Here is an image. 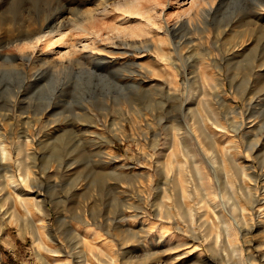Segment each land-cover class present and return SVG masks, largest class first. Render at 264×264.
<instances>
[{"label": "rangeland", "instance_id": "obj_1", "mask_svg": "<svg viewBox=\"0 0 264 264\" xmlns=\"http://www.w3.org/2000/svg\"><path fill=\"white\" fill-rule=\"evenodd\" d=\"M18 1L0 0V9H6L0 15L3 39L31 21L12 14L15 6L32 7V24L45 21L39 0ZM98 1L62 3L84 9ZM108 1V11L84 26L100 28L97 45L117 61L79 57L61 65L55 49L93 38L73 23L55 25L66 32L64 37L53 43L40 40L34 60L0 59V111L9 114L4 113L5 120L0 116L7 155L15 178L30 166L31 174L36 172L30 189L36 188L47 208L34 206V214L28 220L20 216V222L0 212V264H55L46 244L56 242L79 249L82 264H99L107 253L115 255L117 264H146L149 259L140 258L147 245L154 249L153 258L161 259L195 247L182 264H199L190 253L200 250L204 258L209 238L226 264H264V224L251 206L264 204V0H196L194 6L190 0H140L142 15L128 20L148 24L135 36L104 28L128 15L113 4L126 0ZM200 1L206 9H198ZM207 1H215L214 6ZM51 46L56 61L44 63L43 51ZM8 47L16 51L12 44ZM176 122L183 134L175 133ZM26 136L32 139L18 154L16 142ZM182 159L191 175L185 195ZM226 164L235 171L234 188L225 185ZM167 174L171 188L164 182ZM238 202L246 207V220ZM189 206L193 227L187 225ZM157 234H164L163 239ZM177 242L181 245L175 247Z\"/></svg>", "mask_w": 264, "mask_h": 264}, {"label": "bare ground", "instance_id": "obj_2", "mask_svg": "<svg viewBox=\"0 0 264 264\" xmlns=\"http://www.w3.org/2000/svg\"><path fill=\"white\" fill-rule=\"evenodd\" d=\"M17 1V0H16ZM20 1V0H19ZM18 1V2H19ZM26 1H29V4H34V2L38 1V0H26ZM42 4H43V7H41V14L43 15L45 21H43V23H39L37 25L36 24H32V19L35 18V14L32 10V7H27V8H24V7H16L13 8V9H10V11L12 12V14L16 15L18 18H21V19H31V21L29 23H27L28 28L26 27H17V32L14 33L13 36L9 37V38H6V39H3L2 36H0V59L2 61H10L14 63V60L15 59H30V60H34L33 58V53H34V50L36 49V46L37 43L40 41V40H43V41H46V42H51L53 43L55 40H59V39H62V36L64 37L65 33L66 32H62V31H58V28H62L63 26H65L66 24L68 23H73L74 24V27L75 28H80L81 30H84L86 31L87 34H89L91 36V33L93 34V38L92 39H89V40H86L88 39L87 38H83V39H79L78 42H71V43H68L67 45H65L63 48L64 49H55L54 46H51V47H48V50H45L43 51V55L41 57V60L44 62V63H47L48 61H56V58H51L53 57V53L52 51L55 49V51L58 52V54H60V57L57 59L58 62L61 64V65H66L68 64L72 59H75V58H78L79 57H85V58H89L91 60H97V59H100V60H105L106 62H112V61H117V56H109V55H103V50L102 48L104 49V47H99L97 45V41L100 40L99 39V36H98V33H99V27L97 28H93V29H89L87 28L86 26H84V23L87 21V22H90V23H93L94 20L98 18V16H103L107 11H108V6L109 4L111 3V1H108V0H99L97 4H95V6H89L84 9H74V8H70L68 7L67 5H65L64 3H62V0H39ZM139 1L140 0H126V1H123V2H114V7L115 9H122L124 11H127L128 12V15H127V19L125 17H122L121 20H115V22L113 21V23L111 24H107L105 23L104 24V28L107 27L109 30H111L113 33L114 32H117L119 33V36H120V32H123V34H126V35H131L133 36L134 34H141L143 33L145 30H146V25L148 24H143L141 22H137V23H132L131 19H129L132 15L134 14H140L142 11V9L140 8V5H139ZM196 0H190V4L195 2ZM2 2V1H1ZM5 2V1H4ZM3 2V3H4ZM108 2V3H107ZM197 2V1H196ZM203 2V0H202ZM206 2V1H205ZM209 2L210 6L212 5L213 2H210V1H207ZM7 3V2H6ZM1 4V3H0ZM21 4V3H20ZM19 4V5H20ZM195 3H193V6H194ZM200 4L198 6V9H204L205 6L201 4V1ZM192 5V4H191ZM1 6V5H0ZM111 6V5H110ZM214 6V5H212ZM211 6V7H212ZM113 7V6H112ZM206 9V8H205ZM203 11V10H201ZM6 12V9H0V15H2V13L4 14ZM142 15V13H141ZM4 16V15H3ZM2 16V17H3ZM41 16V15H40ZM1 17V18H2ZM38 18V17H37ZM105 18V17H104ZM183 18V14H180L178 16V18L175 20V23H177L178 21H180L181 19ZM199 18V17H198ZM103 19V18H102ZM120 19V18H119ZM129 19V20H128ZM56 20L55 22H52ZM101 20V19H100ZM22 21V20H21ZM128 21V22H127ZM190 21V19H189ZM178 24V23H177ZM190 24V23H189ZM55 25L58 27L56 29ZM46 27H49L48 29H46ZM160 27V26H159ZM106 28V29H107ZM103 29V28H102ZM149 29V27L147 28ZM62 30V29H61ZM86 34V36H87ZM121 34V35H123ZM107 36H109V40L111 39V41H109L110 43L114 44L113 42L116 41V39L114 40L113 35L112 37L108 34ZM105 36V37H107ZM135 36V35H134ZM92 37V36H91ZM115 37V36H114ZM117 37V36H116ZM128 37V36H127ZM108 38V37H107ZM118 38V37H117ZM106 39V38H105ZM142 40V39H141ZM143 40H146V39H143ZM5 41V42H4ZM113 41V42H112ZM120 43L123 42L125 45L129 42L127 40H123L121 39V41H119ZM142 42V41H141ZM12 44L14 46V48L16 49V51L14 50H8L9 49V45ZM116 44V43H115ZM143 44V43H142ZM107 51V50H106ZM111 51V50H109ZM125 52L128 51V49H124ZM123 51V52H124ZM56 53V52H55ZM163 58V57H161ZM55 59V60H54ZM77 59V60H78ZM74 61V60H73ZM99 61V60H98ZM51 64H54L52 63ZM9 63V62H8ZM4 64V63H3ZM57 64V63H56ZM137 64L139 66H141L142 68L144 67L145 68V65H143L142 63H138ZM16 65V64H14ZM13 65V66H14ZM55 65V64H54ZM56 66V65H55ZM58 66V65H57ZM15 68V67H14ZM147 68V67H146ZM19 70V69H18ZM24 70V69H22ZM25 73V72H24ZM223 87V86H222ZM221 87V88H222ZM220 90V89H219ZM222 90V89H221ZM173 91V90H172ZM223 91V90H222ZM221 91V92H222ZM217 92V91H215ZM214 92V93H215ZM224 92V91H223ZM220 93V92H219ZM218 94V93H217ZM215 96H219V95H216ZM222 97V96H221ZM215 100H218L219 101V98L216 97ZM223 100V98H222ZM1 107V106H0ZM5 113V112H4ZM4 113L2 111H0V116L2 117L3 120H5V115L7 113ZM9 115V114H8ZM6 115V116H8ZM11 117V116H10ZM202 119L206 122V116L204 114L201 115ZM180 121V120H179ZM236 122V121H235ZM241 122V121H240ZM11 123V122H10ZM182 123V122H181ZM9 124V123H8ZM238 124V123H237ZM182 124H180L179 122H176V124L174 125V128H175V133L177 134L181 128L179 129V127L181 126ZM237 126V125H236ZM235 126V127H236ZM242 126V125H241ZM247 127V126H246ZM245 127V128H246ZM6 128L5 125L0 121V212L2 214H7L8 216H13V218L19 222L21 221L20 218L23 217V219L26 217H28L27 215H31V214H34L32 213L33 212V209H34V206L36 207H43V210L44 209H47L45 208L42 203L44 201V198L41 199L39 196H37L38 194V191L36 190V188H31V186L35 185V173L31 174V166L30 167H27L26 170L24 171V174L19 176L20 179H17L15 178L14 176V171H13V166H12V162L9 160L10 155H7V150H6V146L3 142V129ZM237 128V127H236ZM199 131V130H197ZM181 132V131H180ZM182 133V132H181ZM180 133V134H181ZM202 133V131H201ZM47 134V133H46ZM183 134V133H182ZM200 134V133H199ZM51 135V134H50ZM179 135V134H177ZM197 135V133H196ZM203 135L205 137V134L203 132ZM207 135V134H206ZM199 136V135H198ZM198 136L197 139H198ZM207 137V136H206ZM38 138V137H37ZM50 138V137H49ZM48 138V139H49ZM180 140V144L184 145L185 143H183V139L184 137H182V135L179 136ZM182 138V139H181ZM200 138V136H199ZM30 139H32V137H28L26 136V138H18V141L16 142V147H17V153L19 154L22 150H23V144L24 143H30ZM206 139V138H205ZM204 139V140H205ZM209 140V141H208ZM207 141L210 142L211 139H208ZM200 141V139H199ZM202 141L203 139L199 142L201 145H202ZM198 142V141H197ZM206 142V141H205ZM212 142V141H211ZM207 143V142H206ZM10 144V143H9ZM187 144V143H186ZM210 144V143H209ZM206 145V144H205ZM203 145V146H205ZM208 145V144H207ZM29 146V145H27ZM210 146L212 147L213 144L211 143ZM33 147V146H32ZM184 147H186L184 145ZM183 149H187V148H184ZM206 149H208L207 147L208 146H205ZM210 147V149H211ZM29 148V147H28ZM35 149V147H34ZM9 151V150H8ZM30 152V151H29ZM210 152V150H209ZM32 154V153H30ZM29 154V156H30ZM183 154V153H182ZM185 156V155H184ZM216 156V155H215ZM34 157V156H33ZM218 157V156H217ZM215 158V157H214ZM184 159V158H183ZM180 160L179 161V172L182 174V178L180 180V186L183 190V194H187L186 192L188 191L189 192V178L186 174V171L188 172V170L186 169V171L184 170V161ZM217 159V158H216ZM215 159V160H216ZM19 160V159H17ZM185 160V159H184ZM19 163V162H17ZM197 164V163H196ZM243 165V164H242ZM188 168V167H187ZM198 168V167H197ZM245 168V167H244ZM224 169V174H225V179H226V184L228 186V184L234 188L233 184H234V180H233V177H235V171L232 170V167L231 166H228L227 164L224 165L223 167ZM31 170V171H30ZM160 170V169H159ZM172 170V169H171ZM199 170V169H198ZM197 170V172H198ZM191 172V170L189 171ZM193 172V171H192ZM223 172V171H222ZM22 173V172H21ZM20 174V173H19ZM190 174V173H189ZM188 174V175H189ZM194 174V173H193ZM223 174V175H224ZM163 174L160 172V177L162 176ZM200 175V173H199ZM193 176V175H192ZM201 176V175H200ZM39 177V176H38ZM165 177L167 178L164 182L165 184L168 183L167 180L168 178L170 179L171 177L167 174L165 175ZM194 179V182H195V177H193ZM39 179V178H38ZM171 180V179H170ZM192 180V181H193ZM191 181V179H190ZM194 182H193V186H194ZM202 183V182H201ZM228 183V184H227ZM169 185V183H168ZM197 185V184H196ZM170 186V185H169ZM225 186V187H227ZM248 192L250 193V196L253 195L255 196L256 193L252 191L253 189V185L251 184H247V185H244ZM192 187V186H191ZM196 187V186H195ZM244 187V188H245ZM27 188H29V190L31 191V194L28 195V190H26ZM165 190L167 188V185H165L163 187ZM171 188V186H170ZM203 188V187H202ZM204 189V188H203ZM239 189V188H238ZM237 189V191H235L237 193V195L239 194V190ZM246 190V189H245ZM28 193V194H25V193ZM202 192V191H201ZM204 193V192H203ZM206 193V192H205ZM204 193V194H205ZM235 193V194H236ZM171 194V193H170ZM191 194V193H189ZM235 195V196H237ZM209 196V195H208ZM207 197V196H206ZM239 197V196H238ZM208 200H209V197H207ZM206 198V199H207ZM255 198V197H254ZM212 201V199H210ZM240 200V199H238ZM207 200H205L206 202ZM263 201H264V198H263ZM204 202V201H203ZM204 202V205L206 204ZM45 203V202H44ZM210 203V201L208 202L207 201V204ZM202 204V203H201ZM206 204V205H207ZM211 204V203H210ZM213 204V203H212ZM216 204V203H215ZM239 204V207L240 209L243 210V217H244V220H246V216H245V206L241 203V202H238ZM45 205V204H44ZM204 205H201V206H204ZM205 205V206H206ZM216 206V205H215ZM252 208L254 209L253 211L256 212L257 216L261 217V220L259 222L263 223L264 224V219H262V217L264 216V210H262V208H264V204H262L261 206H254V205H251ZM168 208V207H167ZM166 208V210H167ZM206 208V207H204ZM158 209V208H156ZM195 209V208H194ZM159 210H160V207H159ZM192 206H189V219H190V224H187L188 226H192L193 224V218H194V213L192 211ZM21 213H20V212ZM196 211V210H195ZM17 213H20L16 216ZM242 213V212H241ZM15 214V215H14ZM21 216V217H20ZM30 217V216H29ZM31 218V217H30ZM140 219V218H139ZM28 220V218H27ZM195 221V220H194ZM141 226L143 227V225H145V221L142 219L141 221ZM48 223V222H47ZM198 224V223H197ZM196 224V225H197ZM194 226V225H193ZM192 226V227H193ZM140 227V226H139ZM138 227V228H139ZM146 227V226H145ZM199 227V226H198ZM196 227V228H198ZM212 227V226H211ZM144 228V227H143ZM140 229V228H139ZM146 229V228H144ZM191 230V227L188 228ZM195 229V227H194ZM212 229V228H211ZM189 230V231H190ZM218 230V228H217ZM225 233L227 234V236L229 235V231H228V228L227 226L225 227ZM143 231V230H142ZM194 231V230H193ZM196 231V230H195ZM200 231V230H199ZM202 232V231H201ZM200 232V233H201ZM197 233V232H196ZM191 234H194L192 233V230H191ZM157 238L159 240L163 239V236L164 234H157ZM197 235V234H196ZM208 234H205L204 236V243H205V240L207 239V236ZM219 235V231H216V236ZM86 236V235H85ZM156 236V235H155ZM193 236V235H192ZM53 239H56L53 235H52ZM195 237V235H194ZM202 237V236H201ZM206 237V238H205ZM210 237V236H208ZM219 237V236H218ZM196 238V237H195ZM155 239V237H154ZM211 239H212V236H211ZM217 240V238H215ZM82 240H86L84 237H82ZM213 240V239H212ZM53 241V240H52ZM156 241V240H155ZM207 241L209 242H212L210 241V238L209 240L207 239ZM207 243L206 246H207V250H209V254H206L204 255V258L200 257L201 256V252L198 248V254H195V253H190L191 256H194L196 259L198 258V260H200L199 264H211L212 262L214 261H218V262H221L222 264H226L225 260L222 258V256H220L218 254V250H216V248H213L212 245L210 243ZM214 242V241H213ZM160 243V242H159ZM163 243V242H162ZM166 243V241H165ZM181 245V243L177 242L175 243V247H177L176 245ZM153 245V244H152ZM163 245V244H162ZM165 245V244H164ZM171 245V244H170ZM215 245H218V242L217 244H214ZM154 246V245H153ZM167 246V245H166ZM193 246V245H192ZM46 247L47 249L54 253L55 257L53 258V260L56 262L55 264H82V261H81V256L79 254V249H73V247L71 248H66L64 246V244H60V243H57L56 242V245L54 246H51L49 244H46ZM157 247V246H156ZM168 247H170L168 245ZM196 247H199V244L198 246ZM159 248V247H158ZM164 248V247H163ZM173 248V246H172ZM219 248V246H218ZM224 248V247H223ZM166 249V248H165ZM195 249V247H186L184 249H179V250H176L175 252H170L168 253L167 251H171V250H168V248L166 249L167 251H165L164 249L161 248L162 251H165L167 252L168 254L165 253V256L162 257L163 259L159 258L157 255V257L155 256V258H153L154 256H152L151 254L154 253V249H152V247H149L148 245L146 246V249H145V254L142 256V258L140 259H144L143 257H145V260L146 259H149V263H146L145 260L144 262L146 264H166V263H174V264H182V261L184 260L185 256L187 254H189V252H192V250ZM156 250V249H155ZM174 250V248H173ZM197 250V249H196ZM194 251V250H193ZM202 251V250H201ZM215 251L217 253H215ZM225 251V250H224ZM156 253V252H155ZM179 253H182V254H179ZM225 253H227L225 251ZM61 254H66L67 256V260H61ZM156 255V254H155ZM107 257L104 258V259H99L98 260V263L99 264H117L118 262L116 261V257L115 255L113 254H108L106 255ZM203 256V255H202ZM218 256V257H217ZM187 257V256H186ZM150 258H152L150 260ZM139 259V258H138ZM187 260V259H186ZM197 260V261H198ZM185 261V260H184ZM148 262V261H147ZM142 264V263H141Z\"/></svg>", "mask_w": 264, "mask_h": 264}]
</instances>
